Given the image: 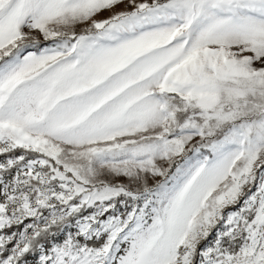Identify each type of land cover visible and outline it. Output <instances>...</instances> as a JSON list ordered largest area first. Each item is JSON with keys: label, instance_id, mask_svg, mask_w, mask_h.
Listing matches in <instances>:
<instances>
[{"label": "snow or ice", "instance_id": "6c2138e0", "mask_svg": "<svg viewBox=\"0 0 264 264\" xmlns=\"http://www.w3.org/2000/svg\"><path fill=\"white\" fill-rule=\"evenodd\" d=\"M0 264H264V0H0Z\"/></svg>", "mask_w": 264, "mask_h": 264}, {"label": "rangeland", "instance_id": "374dc122", "mask_svg": "<svg viewBox=\"0 0 264 264\" xmlns=\"http://www.w3.org/2000/svg\"><path fill=\"white\" fill-rule=\"evenodd\" d=\"M103 15H106V13H105V14H103Z\"/></svg>", "mask_w": 264, "mask_h": 264}]
</instances>
